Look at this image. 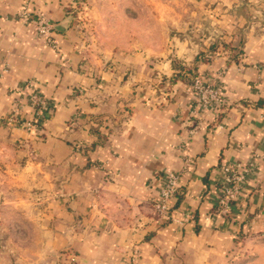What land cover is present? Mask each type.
<instances>
[{
  "label": "crops",
  "instance_id": "1",
  "mask_svg": "<svg viewBox=\"0 0 264 264\" xmlns=\"http://www.w3.org/2000/svg\"><path fill=\"white\" fill-rule=\"evenodd\" d=\"M72 2L0 0V264L264 253V0ZM23 9L57 24L58 49ZM182 67L223 87L221 109L192 115ZM33 91L52 101L34 134L18 124L32 118ZM254 155L231 215L216 214L221 167ZM188 157L174 219L162 221L159 175Z\"/></svg>",
  "mask_w": 264,
  "mask_h": 264
},
{
  "label": "built area",
  "instance_id": "2",
  "mask_svg": "<svg viewBox=\"0 0 264 264\" xmlns=\"http://www.w3.org/2000/svg\"><path fill=\"white\" fill-rule=\"evenodd\" d=\"M78 4L84 8V0H73L71 6L76 7ZM20 16L33 24L35 33L39 38L44 39L53 48H59L60 43L54 35L55 23L53 20L44 15L36 16L28 9H23ZM6 71L7 68L4 67L1 76ZM26 84L32 86L31 81ZM189 90L192 91L195 97V104L192 108V115L195 118L200 117V111L217 112L224 104L223 87L204 75L197 74L191 76ZM29 103L33 109L32 118L19 121L18 124L26 131L34 134L36 130L43 127L44 121L48 116V111L52 106V101L43 93L33 91L29 95ZM199 127L200 122L192 128V131H195ZM256 158L257 155H254L244 164L231 161L221 167L220 177L216 183L217 191L214 204V212L216 214L223 216L231 215L235 201L238 200L247 181L251 177ZM191 163L192 159L188 157L186 159V167L182 171L165 169L160 173L161 185L158 197L153 202L155 215L158 219L162 221L174 219L172 213L173 201L179 192L182 174L185 170H188ZM187 217L188 215L185 216V218ZM70 260L72 264H79L74 255L71 256Z\"/></svg>",
  "mask_w": 264,
  "mask_h": 264
},
{
  "label": "rangeland",
  "instance_id": "3",
  "mask_svg": "<svg viewBox=\"0 0 264 264\" xmlns=\"http://www.w3.org/2000/svg\"><path fill=\"white\" fill-rule=\"evenodd\" d=\"M233 264H264V253L252 252V246H248V250L243 257L239 258V260Z\"/></svg>",
  "mask_w": 264,
  "mask_h": 264
},
{
  "label": "trees",
  "instance_id": "4",
  "mask_svg": "<svg viewBox=\"0 0 264 264\" xmlns=\"http://www.w3.org/2000/svg\"><path fill=\"white\" fill-rule=\"evenodd\" d=\"M185 71V72H182V73H179L178 75H180V77L181 78H183V79H187V80H191V79H189L188 77H186L187 75H186V73H189V74H191V76H195V75H197V73H196V71H195V69L194 68H183L182 67V71ZM191 82V81H190Z\"/></svg>",
  "mask_w": 264,
  "mask_h": 264
},
{
  "label": "water",
  "instance_id": "5",
  "mask_svg": "<svg viewBox=\"0 0 264 264\" xmlns=\"http://www.w3.org/2000/svg\"><path fill=\"white\" fill-rule=\"evenodd\" d=\"M58 28V26H57V24L55 23V25H54V29H57Z\"/></svg>",
  "mask_w": 264,
  "mask_h": 264
}]
</instances>
